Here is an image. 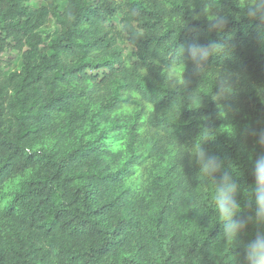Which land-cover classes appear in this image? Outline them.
I'll use <instances>...</instances> for the list:
<instances>
[{
  "label": "trees",
  "instance_id": "trees-1",
  "mask_svg": "<svg viewBox=\"0 0 264 264\" xmlns=\"http://www.w3.org/2000/svg\"><path fill=\"white\" fill-rule=\"evenodd\" d=\"M29 1L0 0V54L20 56L7 70L0 58V264H50L40 239L59 249L58 264H228L213 227L214 183L195 184L185 167L189 185L175 151L188 147L176 139L212 135L205 147L234 163L242 188L254 187L249 157L260 148L241 130L260 115L264 54L247 19L237 14L222 34L236 45L223 63L239 75L232 101L240 112L209 129L202 117L215 110L218 66L194 80L191 96L160 75V53L188 38L184 0H163L167 10L162 0ZM184 18L201 25V39H219L203 20ZM123 23L145 38L122 35ZM137 169L150 177L146 186Z\"/></svg>",
  "mask_w": 264,
  "mask_h": 264
},
{
  "label": "clouds",
  "instance_id": "clouds-1",
  "mask_svg": "<svg viewBox=\"0 0 264 264\" xmlns=\"http://www.w3.org/2000/svg\"><path fill=\"white\" fill-rule=\"evenodd\" d=\"M230 3L231 7L222 8L220 0H184L179 13L180 19L184 21L180 31L186 30L188 38L183 44L178 45L176 41L172 48L160 53L166 61L163 66L165 70L160 75L169 89L189 96L195 95L193 90H189L194 80H200L210 68L218 66V71L214 74L216 91L211 93V99L216 102L215 110L202 117L205 122L202 128L212 129L208 125L214 119L227 118L229 114L236 115L240 112L239 106L232 101L239 75L223 63L236 45L230 36L222 35L230 21L236 20L237 14L240 19H247L252 28V40L258 51L264 54V0H230ZM161 7L167 10L170 6L162 0ZM185 13L192 21L203 20L204 32L215 33L219 39H201V25L189 24L184 18ZM72 20L73 14L69 11L67 21L70 23ZM119 32L132 40H142L146 36L144 31L134 29L129 23L121 24ZM213 61L219 63L214 64ZM179 63L183 64L179 73L167 70L170 65ZM160 66V61H155L154 67ZM144 71L146 76L149 75V69ZM256 102L260 106V115L254 121L245 122L241 130L243 137L252 139L260 148L255 159L249 157L250 172L254 178V187L251 190L242 188L238 182L234 163L229 162L226 165L221 156L205 147L206 142L214 136L205 135L199 143H196V138L200 132L190 142L180 143L176 139L177 145H188L178 147L175 151V162L184 175L187 167L194 170L195 184L207 183L209 179L214 183L212 206L216 212V220L213 227L219 225L220 248L227 251L228 264H264V89L257 91ZM201 104L202 97L197 108ZM23 151L30 155L33 149L25 145ZM146 175L137 169L136 182L146 186L150 179H145ZM187 182L192 185L188 178ZM242 191L246 197L243 206L238 202V194ZM201 204L202 202L197 201L194 210L206 215V212H200ZM35 247L49 254L50 264H58L59 249L51 247L46 239L36 241Z\"/></svg>",
  "mask_w": 264,
  "mask_h": 264
},
{
  "label": "rangeland",
  "instance_id": "rangeland-1",
  "mask_svg": "<svg viewBox=\"0 0 264 264\" xmlns=\"http://www.w3.org/2000/svg\"><path fill=\"white\" fill-rule=\"evenodd\" d=\"M41 1L42 0H30L28 2V5L36 7L39 5ZM0 58L3 62L2 63L3 70H7L8 64L9 66H12V65L17 66L20 62L19 54L15 50H12V49H8L6 52L1 53Z\"/></svg>",
  "mask_w": 264,
  "mask_h": 264
}]
</instances>
